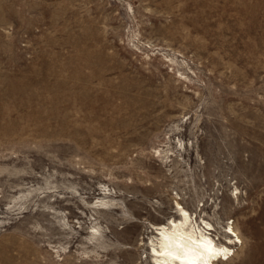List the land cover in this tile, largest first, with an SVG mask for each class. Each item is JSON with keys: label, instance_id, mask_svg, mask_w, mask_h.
Returning a JSON list of instances; mask_svg holds the SVG:
<instances>
[{"label": "rangeland", "instance_id": "374dc122", "mask_svg": "<svg viewBox=\"0 0 264 264\" xmlns=\"http://www.w3.org/2000/svg\"><path fill=\"white\" fill-rule=\"evenodd\" d=\"M176 202L264 264V0H0V264H152Z\"/></svg>", "mask_w": 264, "mask_h": 264}, {"label": "bare ground", "instance_id": "6f19581e", "mask_svg": "<svg viewBox=\"0 0 264 264\" xmlns=\"http://www.w3.org/2000/svg\"><path fill=\"white\" fill-rule=\"evenodd\" d=\"M108 207L104 199L99 201L94 208L103 210ZM175 214L173 218L168 219L166 223H160L152 226V238L147 245L148 252L151 251L153 257L152 264H221L226 263L234 254L232 250V240L237 245L242 244L235 235L233 225L224 227L225 230H214L215 226L206 220L197 221L189 214L188 210L179 202L174 203ZM151 228V227H150ZM215 236H221L225 244L215 243ZM95 231V230H94ZM93 235V236H92ZM92 242L99 240L97 231L91 233ZM228 236V239H225ZM151 237V236H150ZM236 238V239H234ZM236 247V246H235ZM232 255V256H231ZM151 264V263H150Z\"/></svg>", "mask_w": 264, "mask_h": 264}]
</instances>
